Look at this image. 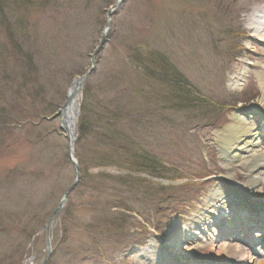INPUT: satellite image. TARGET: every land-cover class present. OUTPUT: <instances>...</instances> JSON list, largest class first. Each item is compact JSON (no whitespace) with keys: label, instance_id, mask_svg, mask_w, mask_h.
Listing matches in <instances>:
<instances>
[{"label":"rangeland","instance_id":"obj_1","mask_svg":"<svg viewBox=\"0 0 264 264\" xmlns=\"http://www.w3.org/2000/svg\"><path fill=\"white\" fill-rule=\"evenodd\" d=\"M117 2L0 0V264H246L242 253L264 261V189L241 194L229 176L247 186V173L228 170L217 148L238 110H249L252 126L262 120L264 48L250 17L264 0H125L93 59ZM93 61L77 158L96 154L97 144L135 155L136 142L167 178L132 190L97 180L123 171L82 165L50 224L49 254L45 227L77 178L57 114ZM163 64L186 81L182 91ZM87 91L111 111L97 132L111 121L130 141L79 145ZM190 93L204 105L189 107ZM122 202L129 212L112 208ZM121 215L125 225L114 221Z\"/></svg>","mask_w":264,"mask_h":264},{"label":"trees","instance_id":"obj_2","mask_svg":"<svg viewBox=\"0 0 264 264\" xmlns=\"http://www.w3.org/2000/svg\"><path fill=\"white\" fill-rule=\"evenodd\" d=\"M1 7L2 5L0 4V8ZM156 59L159 62V54L157 55ZM138 61H140V59ZM150 65L153 66L151 63ZM148 67L149 66H146L143 68L141 67V69L142 71L144 69V73L146 75L147 74L150 75L151 78L155 80L159 79V75L153 76L152 73L151 74L148 73V72H152V69ZM163 67L165 69L169 68L165 64H163ZM153 70H157V69L153 68ZM167 71H168L167 72L168 74L166 73L165 74L169 75L170 73V76L168 77L170 78L172 76V81L174 82V84H176V87H179L182 91L183 87L187 86V83L186 81L182 79L183 77L181 76V74L176 76V75H172V72H170L169 69ZM189 97L192 98V99H189L191 101L189 102V107L196 108V107L204 105L202 102V98H199V96H195L194 93H190ZM99 110H102V112H99ZM2 112L0 109V125H4L6 122L4 118L5 114ZM110 113L111 111L109 110L108 107L100 106V104L96 105L94 101V97L90 96V92L87 91V93H85V97H84L83 104L81 107V114H80L79 121H78L79 145L82 144L83 146L84 142L88 141L90 137H92V139L94 140L98 139L100 144L103 145L104 147H107L110 141L117 140V138H124V141L126 140L127 142L130 141L129 134H127V132H125L124 129L118 130L119 127L115 128L114 124L111 121L107 122L104 126L101 127V128L104 127L102 129L103 132L101 133L97 132L98 127H99L98 119L103 118L104 115H107V114L110 115ZM133 144L134 145L131 147H135V149H137L135 155L134 154L132 155L131 152L127 151V152H124L123 154H118L117 156H114L109 152L108 153L102 152L100 150L99 144H97L96 147L98 149V152L96 154H92L90 157H87V158L86 157L83 158V156H82V159L79 158L80 167H82V165L84 164L89 163L97 168H103V169L115 168V169H118V171L120 172L123 171L124 173H122L121 176L116 177V178H113L112 176L106 173H100L98 175L97 180L101 181V183H105L108 181H114V183L121 185V186H125V187L127 186L131 188L132 190H136L140 188L141 189L148 188L147 186L145 187V184L149 183V181L146 179H152V178L154 179V178H159V177L167 178V175H165V172L159 169V166L157 163L158 159L154 155H152L150 152H146V150L138 147L136 142H133ZM131 168H132L133 174H135L136 176L126 174L125 171L127 169L130 170ZM140 175H145L146 178H141L139 177ZM148 186L150 188H154L151 185H148ZM150 188L148 189L150 190ZM119 205L120 206L114 205L112 208H120V209L126 210L127 212L130 211L128 207L124 206L123 202L122 204H119ZM115 218H116V220H114L115 222L122 221L124 222L123 223L124 225L126 222H128V220L125 219L124 215H121ZM112 227L119 228L118 225H113Z\"/></svg>","mask_w":264,"mask_h":264},{"label":"bare ground","instance_id":"obj_3","mask_svg":"<svg viewBox=\"0 0 264 264\" xmlns=\"http://www.w3.org/2000/svg\"><path fill=\"white\" fill-rule=\"evenodd\" d=\"M250 25L258 33V42L264 48V5L255 10L250 17ZM260 76V87L263 92L260 105L264 109V73H261ZM70 97L71 101L63 110V118L69 128L71 138L74 140V125L79 110V95L75 93L74 88L70 91ZM248 111L237 112L231 117V122L226 126V130L219 134V143L223 147L221 149L222 158L228 170L232 171L235 167L241 168L245 171L244 173H247L250 184L247 186L238 185L232 175L229 176V181L233 182L232 185L239 189L241 194L244 196L248 194L251 197L264 189V152L260 150L264 140V112L260 113L262 120H259L260 128L258 130L256 126H252ZM220 206L222 205H216L217 208ZM195 236L198 237V233ZM180 239H182L181 236L177 238V241ZM241 257L242 262L252 263V257L248 253H242ZM257 264H264V261Z\"/></svg>","mask_w":264,"mask_h":264},{"label":"water","instance_id":"obj_4","mask_svg":"<svg viewBox=\"0 0 264 264\" xmlns=\"http://www.w3.org/2000/svg\"><path fill=\"white\" fill-rule=\"evenodd\" d=\"M125 0H118V2L115 4V6H113L110 10H109V13H108V18H107V28L105 29V32H104V36H103V40L100 44V46L98 47V49L96 50L95 54H94V58L100 53V51L103 49V46L106 44L107 42V34L109 32V28L111 26V17H112V14L113 12L118 9L124 2ZM95 68V62L93 61V67L92 69L87 72L85 75H83L82 77H79L77 78L71 89H75V93L77 95H79V108H80V95L82 94V90H83V86L85 84V82L88 80L90 74L92 73L93 69ZM70 89V91H71ZM70 91H69V96H68V100L67 102L65 103L64 107L58 112V116L60 117V129L63 131V133L65 134V137L68 141V146H67V149H68V154H69V157L76 169V174H77V178H76V181L75 183L68 189V191L65 193L60 205L58 206V208L56 209V211L54 212V214L52 215V217L50 218L47 226L45 227L46 231H47V244H48V253L50 254L51 253V247H50V238H49V227H50V224L52 223V221L60 215V213L62 212V210L65 208L66 206V203L69 199V196L71 194V192L79 185V182H80V179H81V170H80V165H79V162H78V159H77V156H76V153H75V141H76V137H77V124L75 123L74 125V133H75V138L74 140H72L71 138V133L69 131V128L64 120V116H63V110L64 108L67 107V105L69 104V102L71 101V97H70ZM237 112H245L243 110H238ZM79 114V110H78V113ZM56 115V116H57ZM54 116V117H56ZM232 117V116H231ZM76 122H77V119H76ZM226 127H224L223 129L219 130L218 133H217V138H219V134L222 133L223 131H225ZM258 130L260 128V122L258 121L257 123V127H256ZM219 145V146H218ZM217 145V148H218V151L220 152V156H223V154L221 153V149L223 148L221 144L218 143ZM165 184H167V182H164Z\"/></svg>","mask_w":264,"mask_h":264}]
</instances>
